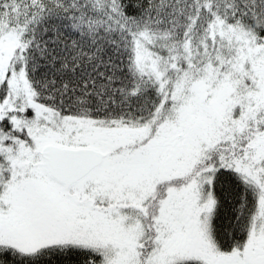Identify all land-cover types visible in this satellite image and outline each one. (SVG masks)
<instances>
[{"label":"snow or ice","instance_id":"obj_1","mask_svg":"<svg viewBox=\"0 0 264 264\" xmlns=\"http://www.w3.org/2000/svg\"><path fill=\"white\" fill-rule=\"evenodd\" d=\"M0 264H264V0H0Z\"/></svg>","mask_w":264,"mask_h":264}]
</instances>
